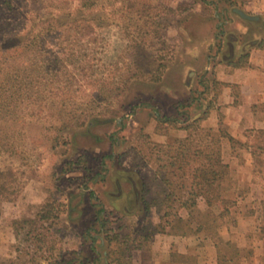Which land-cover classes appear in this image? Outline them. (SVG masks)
Listing matches in <instances>:
<instances>
[{
  "label": "rangeland",
  "instance_id": "374dc122",
  "mask_svg": "<svg viewBox=\"0 0 264 264\" xmlns=\"http://www.w3.org/2000/svg\"><path fill=\"white\" fill-rule=\"evenodd\" d=\"M139 2L135 9L129 7L128 0H44L36 5L29 0H14L11 11H0V36L3 30L14 34L19 29L25 39L16 53L20 55L13 54L18 58L0 64V68L7 67L12 72L11 78L0 75L3 86L0 87V107L3 106L0 119L5 120L1 129L4 127L3 134L10 138L14 152L11 157L0 146V168L12 164L20 171L18 192L0 201L1 262L90 264L97 256L96 251L103 250L104 243V233L96 231L101 228V219H95L96 215L107 218L104 228L120 225L121 233L129 232L134 237L137 229H143L138 234L153 229L160 222L159 216L167 210L161 201L170 188L161 180L165 169L159 171V166L167 161L165 152L181 139L177 130L183 129L196 114L202 116L210 101L208 97L220 90V86L206 79L209 89L203 97L207 102L199 101L197 90L201 88L198 81L204 74L203 63L198 60L192 75L188 68L191 58L186 56V50L198 43L199 37L213 32L216 20L211 9L193 11L195 0ZM175 2L179 4L171 8L170 4ZM159 10L161 14L156 19L161 25L148 18ZM52 14H58V21ZM91 18L93 24H98L95 32L101 38L98 56L102 66L98 74L108 76L109 82L117 85L126 75L127 45L137 38L145 44L144 57L152 55L157 48H164L161 53H154L160 55L163 63L157 72L159 81L149 80L150 77L137 81L136 78L120 97L105 102L95 99V96H106L102 83H93L94 87L84 92L72 77L74 84L68 92L49 93L47 90L55 84L35 79V70L45 62L50 63L52 49H61L64 58H70L67 62L76 60L77 64L78 56L65 49L69 45L63 39L74 34L75 25L88 23ZM226 18L235 19L231 12ZM51 22L64 23L59 27L63 36L53 37L56 27ZM228 26L224 27L225 31L229 30ZM23 61L28 66H23ZM59 62L64 68V63ZM157 63L148 62L146 68L154 70ZM24 67L29 69L26 73ZM73 67H68L71 74ZM32 87L40 93L33 96ZM24 120L30 123L26 129L22 127ZM219 121L213 132L218 133L219 127L228 132L221 112ZM197 134L203 136L204 132ZM237 140L243 145L228 138L220 139L217 145L223 162L228 165V175L221 180L227 189L223 192L235 202L229 215L218 217L219 207H207L202 197L197 198L190 215L176 202L166 218L174 220L177 213L185 220L190 219L191 231L177 235L179 247L187 250L181 253L186 258L169 259V264H264V230H261L264 173L258 171L250 153L251 137ZM153 143L162 147H154ZM144 153H152V158H142ZM129 175L138 180L140 196L150 204L148 212L143 210L141 199L136 203L133 200ZM177 194L181 200L188 196L184 191ZM123 207L133 212L124 213ZM48 208L59 217L45 222L46 237L38 242L33 233H26L29 220L38 219L37 215ZM99 208L104 211L98 215ZM15 221L19 223L15 225ZM181 226L183 230L188 229L185 223ZM87 229H91L89 235ZM156 234H152L146 245L150 251L145 257L152 256ZM92 236L95 251L90 247ZM93 264L104 263L99 258Z\"/></svg>",
  "mask_w": 264,
  "mask_h": 264
},
{
  "label": "trees",
  "instance_id": "16d2710c",
  "mask_svg": "<svg viewBox=\"0 0 264 264\" xmlns=\"http://www.w3.org/2000/svg\"><path fill=\"white\" fill-rule=\"evenodd\" d=\"M32 4L36 5L41 3L44 0H29ZM52 2H57L60 0H51ZM129 7L137 9L138 4H140V0H128ZM206 4H213V9L215 8L218 13V2H224L228 5H231L229 0H202ZM146 3L144 2L143 5ZM14 0H0V11L5 13L4 11H11L13 9ZM140 10V7L138 8ZM142 10V9H141ZM161 14V11L148 15L150 22H158L157 25H161L158 17ZM43 16V15H41ZM53 19H57L58 14H52ZM39 25H45L47 22H37ZM51 26L56 27L55 35L53 37L60 38L63 36L61 33V27L63 22H51ZM67 25H70L69 22H65ZM72 25H74L72 23ZM75 32L70 36H66L67 38L63 39L64 43L66 42L69 47L65 49H69L71 55H77L78 60L76 64V60L74 62H67L65 55L61 53V49L59 50H50L51 56L49 58V62H45L42 66L35 70L36 77L35 79H39L40 82L42 80H46V84L53 83L55 86L50 88L49 93L57 94L60 91L68 92L71 84H74L71 77L78 82V89H82L84 92L87 91V88L94 87L93 83H102L104 91L106 92V96H100L99 98L95 96V99H98L99 102L106 101L108 99H114L115 97H120L123 91L126 90V87L129 85L130 81H133L137 78V81L140 79L153 80L155 82L159 81L160 76H158L157 72L159 68L163 66V63L160 62V55H155V52L161 53L164 48H157L153 50L152 55H147V57L143 56V52L146 51L145 44L139 39H132L127 48L129 53H127V63L125 64V77L122 78L119 82H116L117 85L111 84L108 80V76H103L98 72L101 71V59L98 56V51L101 48L100 41L101 38L95 32V29L98 28V24H93V19L88 23H83L81 25H75ZM0 36V58H3L0 64L3 65L5 63L11 62V60L16 57L13 54H16L21 50L23 40L22 35L20 34V30L16 31L14 34H11V30H3ZM4 34H7V38ZM11 34V35H9ZM71 39H70V38ZM63 43V42H62ZM249 46H255L261 49H264V30L260 37L250 39L247 41ZM63 48V45H60ZM19 47V48H18ZM58 49V48H57ZM82 52V53H81ZM100 52V51H99ZM148 54V52H146ZM17 55V54H16ZM20 55V54H19ZM17 55V56H19ZM63 55V56H62ZM18 58V57H16ZM247 58V53L243 54L239 60L235 61V65L244 64ZM15 60V58H14ZM13 60V62H14ZM59 60L64 63V68H61V64ZM147 61V62H146ZM157 63L156 68L154 70L147 69V63ZM12 62V63H13ZM27 62V61H26ZM23 61V66H28L27 63ZM58 62V63H57ZM57 64V65H56ZM74 64V65H73ZM45 65V66H44ZM74 66L72 74L69 71L68 67ZM6 67V66H5ZM24 67L25 73L29 70ZM68 71V72H67ZM11 70L5 68H0V75L4 77L11 76ZM7 74V75H4ZM99 75V76H97ZM12 77V76H11ZM10 77V78H11ZM2 77H0L1 80ZM9 78V79H10ZM49 78V79H48ZM38 80V81H39ZM141 80V81H142ZM2 81V80H1ZM0 87H3L0 85ZM32 95L35 96L40 91L37 88L32 87ZM67 89V90H66ZM90 90V89H89ZM35 99V98H34ZM36 100V99H35ZM3 107V106H2ZM0 107V110L3 111V108ZM29 107V106H27ZM35 107V106H34ZM8 107V111H9ZM26 108V107H24ZM13 111V109L11 110ZM7 112V111H6ZM34 112L32 111L31 114ZM208 113V107L203 110L202 116L195 115L191 118V121L182 126L183 129L187 131V135L184 138L178 139L176 141V146H169V150L165 152L168 154L167 161L165 164L159 166L160 169H165V172L162 173V182L170 188V191L166 194L164 199L161 201L165 204L166 209L163 215H160V222L154 225V228L148 231H145L143 234L138 232H142V228L136 230V236H131L129 232L121 233V226L118 225L117 228H104L105 223L107 222V218L103 215L101 218H98L97 215L95 219H101V228L96 230L97 232L104 233V243L102 246V251H96V257L90 263L98 262L99 258H102V262L104 264H131L132 260V252L136 249L146 248L148 241L151 239L152 234L156 233H167L174 235H186L191 231V225L189 224L190 219H184L179 214L174 215V220H168L166 218L170 215V209L174 208V204L179 202V206L188 211L190 215L196 207L197 198L202 197L207 205V207L218 206L220 212L218 217L229 215L230 207L235 204L234 200L230 199L226 195H224L223 190H227L221 184V180L227 177L228 175V165L223 162L219 148L217 145L219 144L220 139L228 138L230 142L239 143L243 145V142L235 139L231 136L227 131L222 130L220 127L218 128V133H214L211 128H204L199 122L203 117H205ZM30 114V115H31ZM87 115V114H86ZM91 115V114H90ZM158 118V116H157ZM8 120H12L11 118ZM5 121V120H4ZM0 119V146L3 151L6 152L9 156L12 157L11 145L9 143L10 138L3 134L1 125L4 122ZM174 122V121H173ZM82 123V122H81ZM220 123V121H219ZM30 123H26L24 120L22 122L23 129H26ZM7 129V128H6ZM198 131L204 132V135H198ZM248 133L245 136L251 137V145H250V153L255 161V165L259 167L258 171L260 173H264V129H248L245 131ZM3 134V135H2ZM9 139V140H8ZM8 140V141H7ZM154 147H162L161 144L153 143ZM149 154V155H148ZM142 154V158L148 156V159L152 158V153ZM158 172V170H157ZM20 171L17 167L12 164H7L3 168H0V201L8 199L11 195L18 192V180H19ZM160 174V172H159ZM128 180L131 184V193L134 196L133 200L135 203L141 199L143 202V210L148 212L150 209V204L144 200L141 195V190L139 189V182L133 176L129 175ZM175 181L176 184H175ZM119 187V181L116 182ZM184 191L188 196L185 200H181L180 196H177V192ZM119 193V192H118ZM92 195L93 192L91 191ZM263 203V201H262ZM124 213H132L133 211L129 210L126 207L121 208ZM141 210V209H139ZM103 208H99L97 210V214L99 215ZM60 212H63L61 209ZM51 210L48 208L43 210V213H39L38 219L29 220L30 227L26 231V233L31 234L36 238L38 242L44 241L46 235L44 234L48 227L44 224L46 221L50 220L51 217L58 218L59 214H51ZM165 219L164 222L162 220ZM28 222V220H24ZM264 221V219H263ZM15 225L18 224V221L14 222ZM187 224L186 230H183L181 224ZM170 225V229L167 230L166 226ZM200 230V228H197ZM196 229V230H197ZM91 230V229H90ZM87 229V234L90 231ZM261 230H264V226ZM89 235V234H88ZM91 241V249L95 251L93 242L94 237L92 236ZM176 257L186 258L185 254H181L179 252H171L170 260L175 261ZM0 264H7L6 262H1ZM52 264H58L54 262Z\"/></svg>",
  "mask_w": 264,
  "mask_h": 264
},
{
  "label": "crops",
  "instance_id": "0c3cea01",
  "mask_svg": "<svg viewBox=\"0 0 264 264\" xmlns=\"http://www.w3.org/2000/svg\"><path fill=\"white\" fill-rule=\"evenodd\" d=\"M229 1L231 5L218 2V13L213 9V4L195 0L193 11H202L204 8L212 10L216 20L213 24L215 33L213 31L212 34L199 37L196 41L198 43L186 50V56L191 58L188 68L192 75L195 74L198 60L203 63L204 74H201L198 81L201 88L197 90L200 94L199 101L207 102L203 95L209 89L208 81L220 86L215 96L208 97L210 101L205 105L208 113L201 119V125L217 129L221 112L228 133L235 139L242 140L246 130L264 129V49L247 44L250 39L260 37L264 30V0ZM178 4L175 2L170 6L176 7ZM226 12H231L235 19H224ZM226 25H229V30L225 31ZM245 53L247 58L244 64L235 65L234 62ZM186 135L185 129L177 130L178 137L184 138ZM155 238L157 240L152 245V256L145 257L150 251L147 247L136 249L132 252L131 264H169L171 251H187L185 247H179L177 235L157 233Z\"/></svg>",
  "mask_w": 264,
  "mask_h": 264
}]
</instances>
